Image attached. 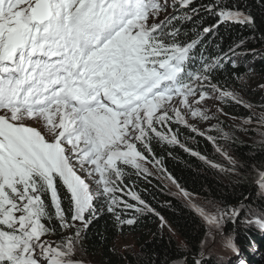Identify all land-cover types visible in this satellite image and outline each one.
I'll list each match as a JSON object with an SVG mask.
<instances>
[{
	"label": "snow or ice",
	"instance_id": "obj_1",
	"mask_svg": "<svg viewBox=\"0 0 264 264\" xmlns=\"http://www.w3.org/2000/svg\"><path fill=\"white\" fill-rule=\"evenodd\" d=\"M214 4L204 10L219 24L185 45L174 23L180 17L156 21L177 7L198 14L194 0H0V264H80L72 257L95 218L97 200L120 226L158 215L124 183L133 175L152 176L148 164L164 173L208 226L199 256L215 239L212 230L236 222L243 208L212 214L191 204L151 147L180 145L170 125L189 128L183 112L193 120L213 118L194 108L190 97L202 105L213 98L210 89L221 100L241 103L211 83L223 58L195 75L186 67L192 50L220 24H252L224 0ZM242 123L252 125L253 118ZM258 123L264 127V115ZM258 183L264 192V172ZM129 211L137 215L122 219ZM243 222L264 231V214L249 209ZM57 232L59 242L49 239ZM222 246L239 254L231 238Z\"/></svg>",
	"mask_w": 264,
	"mask_h": 264
},
{
	"label": "trees",
	"instance_id": "obj_2",
	"mask_svg": "<svg viewBox=\"0 0 264 264\" xmlns=\"http://www.w3.org/2000/svg\"><path fill=\"white\" fill-rule=\"evenodd\" d=\"M224 4L228 9L249 16L252 24H220L203 38L191 54L206 56L209 60L231 57L235 61L233 65L231 62L221 61L222 66L211 72V83L233 94L241 89L240 94L253 101L246 105L257 108L259 121L264 115V89L258 87L259 84H243L241 79L249 73L259 78L264 77V0H224ZM205 7H215L214 0H194V8L199 10L198 14L185 12L179 7L171 9V17H180L179 22L174 23L176 28L181 29L180 40L183 44L198 39L197 33H203L205 28H214L219 24L218 18L205 11ZM189 14L192 15L191 20L186 19ZM235 96L238 100L241 99V96ZM220 103L223 111L231 117L246 118L249 115L242 103L237 104L228 98L220 99ZM253 121L257 120L253 118ZM229 126L226 119L218 117L206 133L198 135L197 133L202 132L194 133L190 128L170 125L172 131L177 132L183 147L162 142H153L151 147L156 159L162 160L167 175L184 191L210 198L222 209L242 205L239 209L243 208L244 211L238 217L237 224L234 228L228 224L226 232L237 233L236 243L244 262L264 264V231L243 222L244 216L253 207L264 213V197L257 195L256 185L257 169L264 168V146L235 136L225 140L222 132ZM209 138L214 139L215 143ZM217 149L228 152L237 164L231 166L221 162ZM191 152H196L198 156H192ZM201 156L204 157L203 160L199 158ZM212 164L218 167L213 168ZM157 173L158 170L156 175L152 174L147 179H139L133 175L131 179L126 178L124 183L139 193L158 215L149 213L138 216L134 225L120 226L113 214L107 212L104 203L98 200L101 205L97 208L95 218L82 232L76 245L80 256L93 257L98 264H169L179 259H186L187 264H193L200 257L201 242L206 234L204 224L178 197L167 191L163 183L164 173L159 172L162 179ZM130 203L135 202L130 200ZM135 215L137 214L129 211L126 216L122 214L121 218ZM53 226L57 227L55 224ZM170 231L182 240L184 246L177 243ZM72 234L69 231L63 235ZM128 235L134 238L135 250L118 252L115 240ZM62 238L59 232L49 237L57 242ZM202 259L205 264H212L210 259Z\"/></svg>",
	"mask_w": 264,
	"mask_h": 264
},
{
	"label": "rangeland",
	"instance_id": "obj_3",
	"mask_svg": "<svg viewBox=\"0 0 264 264\" xmlns=\"http://www.w3.org/2000/svg\"><path fill=\"white\" fill-rule=\"evenodd\" d=\"M171 15H172V12L169 9L166 14H161L159 20L156 22L159 23V21H162V20L167 19L168 17H171ZM263 80H264V77L259 78V77H256V75H254L252 73H249L248 75H246L245 77H243L241 79L243 84H249V85L251 84V86H253L255 84H259L258 87L264 89V83H263L264 81ZM220 90L222 92H226V91H223L222 89H220ZM238 91L236 90L234 94L237 96H241V99L239 101L242 104L246 105L249 102H253L250 98H248L244 94H242V95L240 94V92L242 93L241 89H238ZM263 93H264V91H263ZM208 94L210 96H212L213 98L204 101V103L202 105L194 104L193 98H191V97L189 98V101H190V103H193L194 108H200L201 111H205L208 116H211L213 118L210 120H203V121L200 119L193 120L187 112H183L185 119L187 120V122L190 126L189 128H195L197 131H200L202 133H206V131L211 127L212 122L217 121L218 117H220L221 119H226L230 123V126L226 129H224V131L222 132V136H224V134H227L229 137L235 136V137H238L239 139H242L244 141H248L250 143H261L264 146V143L261 142L262 140H264V137H262L259 134L261 132H264V128L259 126L258 112L256 110L257 108H254L250 105H249L250 108L246 107L248 112H249V115L246 118L231 117L226 112L223 111V109L221 107L220 99L218 98L219 94L218 93H212L210 89L208 91ZM196 99H199V96H197ZM174 103L176 104V107H179L178 102L174 101ZM250 117L256 119L257 121L256 122L253 121L252 125H243L242 121L244 119H247ZM242 128L245 130L241 131L240 129H242ZM158 130H159V128H158ZM161 130H163L165 132L167 131V129H161ZM219 131H220V129H219ZM222 153L226 154L227 159L225 158V155H223ZM218 154H219L218 157L221 160V162L228 164V165H231V166H234L237 164L236 161L234 160V158L232 156H230L228 152H225L224 150H222L221 152L218 151ZM229 160L233 161V163H229ZM145 166L149 168V171H151L152 174L156 175L157 170L155 168H152V166L150 164L145 165ZM258 169H259V167H258ZM258 169H257L258 179L256 181L257 191H258L257 195L264 197V192H262V190L259 187V183H258L259 174L261 172H264V168L259 169V170ZM157 176L161 178L159 171L157 173ZM163 183L165 184V187L170 194L178 197L182 201V203H184L188 208H190L199 217V219L202 221V223L205 226L206 232L209 231L206 223L189 206V201L184 199L182 196L179 195L177 188L174 185H172L170 183V181H168L165 178L163 179ZM190 195H191V204L202 207L209 213L214 214L217 208H221L220 205L216 201H214L210 198H203V197L196 195V194H190ZM121 198L127 200L130 203V200H128L127 196H122ZM98 202H99L98 200L94 202V208L96 209V211H97L98 206L101 205ZM240 206H242V205L240 204L238 206V208H236V209H239ZM251 210H253L258 215L264 214L261 211L259 212V210H257L254 207L251 208ZM246 218H248V212L244 216V220ZM228 224H231L232 228H234L235 225L237 224V220L235 223L231 222L230 220H226L222 229H220L219 232L212 230L213 236L215 237V239L208 242L207 247H205L203 249V251L205 252V256H203V257L200 256L199 259L206 257V258L211 260L212 264H241V261H244V258L240 256L241 253H239L240 252V248L238 247L239 245H237V243H236L237 233H231V232L227 233L226 232ZM80 226L81 225H79V224L77 225V227H80ZM253 226L256 227L255 225H253ZM256 229H259V228L256 227ZM170 233L176 239L177 243L181 247L184 246V243L182 242V240L173 231H170ZM205 237H206V234H205ZM227 238H231L233 240L234 245H235V247L239 253L238 255L236 253H233L230 250H225L223 248L222 241L224 239H227ZM114 245H115L116 250L118 252L135 250L134 238L130 235L117 238L115 240ZM250 248H252V246ZM72 259L74 261L80 262V264H98V262L95 260V258L85 256V255L80 256V253L77 250L75 251V254L73 255ZM169 264H187V262H186V259H179V260L172 261ZM244 264H248V263L244 262Z\"/></svg>",
	"mask_w": 264,
	"mask_h": 264
}]
</instances>
